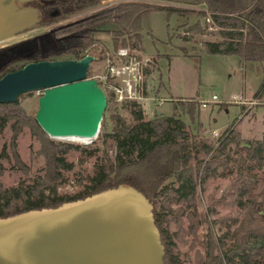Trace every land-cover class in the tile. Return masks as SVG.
I'll list each match as a JSON object with an SVG mask.
<instances>
[{
	"label": "trees",
	"instance_id": "trees-1",
	"mask_svg": "<svg viewBox=\"0 0 264 264\" xmlns=\"http://www.w3.org/2000/svg\"><path fill=\"white\" fill-rule=\"evenodd\" d=\"M176 4L201 5L203 9H190L178 5L157 4L144 1H119L94 14L82 17L55 30L56 35H65L58 47L49 50L42 57L35 54L27 61L38 59L79 58L96 44L106 48L104 36L108 35L110 49L127 47L141 52V24L143 13L162 10L168 13L195 14L210 18L217 28L219 39L202 43L208 53L233 54L240 61L264 63V0H163ZM98 0H68V5H58L56 13L41 18L36 24H44L69 16L74 11L90 7ZM200 30L199 21L188 26ZM11 60L0 67V76L19 68L25 62ZM146 71V70H145ZM105 96V110L108 111L112 93L99 83ZM183 111L191 116L195 101L185 105ZM120 107L127 112L125 119L118 113H108L112 122L110 130L105 129L104 116L99 127V142L86 147L54 142L39 128L32 117H27L17 100L0 103V132L8 127L11 131L7 150L19 168L24 169L16 151V137L26 126L38 142L37 154L43 158L41 173L27 185L5 187L0 182V217H5L29 209L55 207L62 202L82 198L116 185L131 186L141 192L151 204L154 224L163 246L162 264H182L173 253L172 237L190 244L197 240L196 229L199 222L194 209L197 187L204 188L208 179L218 167L224 170L228 159L221 150L226 143L239 144L244 159L252 161L245 172L237 166L229 179L224 193L214 198L209 196L208 210L213 212L214 203H227L236 207L235 225L214 238L210 232L204 241H199L202 252L195 250L194 264H264V178L258 186L253 168L264 167V114L261 132L256 139H242L231 128L230 122L224 133L217 139V147L200 136L189 134L178 115H154L145 118L138 102L125 100ZM113 142V155L106 150V141ZM71 149L85 151L86 156H94L93 171L88 183L73 195L57 194L56 185L62 179L61 171H68L72 165L64 155ZM208 155L196 158L197 153ZM0 156L6 157L4 150ZM21 169V170H22ZM224 172V171H223ZM173 206V207H172ZM172 207V208H171ZM184 220L186 223H184ZM172 223L175 231L167 226ZM227 240V241H225ZM220 248V249H219Z\"/></svg>",
	"mask_w": 264,
	"mask_h": 264
},
{
	"label": "rangeland",
	"instance_id": "rangeland-1",
	"mask_svg": "<svg viewBox=\"0 0 264 264\" xmlns=\"http://www.w3.org/2000/svg\"><path fill=\"white\" fill-rule=\"evenodd\" d=\"M109 1H99L97 5L74 13L63 22L66 23L90 15L99 9L119 2L112 0L107 3ZM125 1H144L178 5L194 10L203 9L201 5L176 4L163 0ZM205 16L203 18L195 14H167L162 10L143 13L140 18L141 52H134L136 59L142 63L141 72L145 75L143 77L147 83L148 106L144 102L140 103L145 118L175 113L184 122L185 129L189 134L200 135L206 143L215 148L218 145L217 139L224 133L227 125L234 121L239 110V115L247 114L249 111L250 115L244 120L246 119L247 123H252L251 133L254 134L257 129L261 130L264 114V63L240 61L233 54L206 52L202 43L206 40L219 39V34L217 28L211 24L210 18ZM195 20L199 21L200 30L188 27ZM45 31L47 29L34 27L25 33L21 31L14 33L0 39V47L14 45L28 36ZM103 36L106 48L110 49L108 35L103 34ZM101 48L100 44L91 47L89 52L96 59L90 61L85 76L96 79L106 91L112 93L110 88L102 83L105 61L104 56L102 57L103 50ZM40 94L41 90H35L22 93L17 97V102L27 117L33 118L36 101ZM211 95L215 96L214 100L211 99ZM112 96L108 111L104 108L102 112L107 131L110 130L112 124L108 119V113L115 111L125 119L128 118L127 112L120 107V101L116 99L113 93ZM253 97L254 99H250ZM201 99L208 100L204 107L199 105ZM238 100H242V102ZM192 101H195V107L189 116L178 103L189 107V103ZM235 129H238L237 125L234 126ZM213 130L218 133L217 136L211 135ZM10 134L11 131L8 127L3 128L0 132V152L4 150L6 154V157L0 156V182L5 187L18 184L27 185L31 183L35 175L41 173L43 166V158L37 154L38 142L26 126H23L17 134L16 151L24 166L22 169L14 163L7 150ZM48 138L54 142L86 147L99 142V133L88 143L66 138ZM106 150L108 156L112 158L114 148L110 139L106 141ZM221 153L228 159L227 167L224 170L218 167L216 173L206 181L203 189L197 187L193 206L190 207V209H194L199 219L196 229L197 240L189 245V237L184 236L187 242L172 237L174 243L171 250L177 254L182 264H194V252L195 250L202 252L200 243L206 239L208 232L216 238L225 231L227 224L229 229L235 225L229 219H237L236 207L227 203L230 201V197L225 196L222 203H214L212 205L213 212H210L208 210L209 196L220 197L224 193L230 177L234 175L237 166H240L245 172L252 161L244 159V152L240 145L233 142L226 143ZM208 155L199 152L196 154V158H206ZM64 157L66 161L71 163L72 167L68 171H61L62 179L57 182L56 193L73 195L88 183V177L93 171L94 156H86L85 151L71 149ZM251 171L256 172L258 186L261 187L264 167L253 168ZM224 217L229 218L223 222L221 218ZM184 223H186L185 220ZM167 228L170 232L176 229L172 223H169Z\"/></svg>",
	"mask_w": 264,
	"mask_h": 264
},
{
	"label": "water",
	"instance_id": "water-1",
	"mask_svg": "<svg viewBox=\"0 0 264 264\" xmlns=\"http://www.w3.org/2000/svg\"><path fill=\"white\" fill-rule=\"evenodd\" d=\"M35 11L0 0V39L33 24ZM93 56L27 61L0 76V103L41 90L33 119L50 138L98 133L106 101L86 71ZM84 142V143H88ZM151 204L116 185L55 207L0 217V264H162Z\"/></svg>",
	"mask_w": 264,
	"mask_h": 264
},
{
	"label": "flooded vegetation",
	"instance_id": "flooded-vegetation-1",
	"mask_svg": "<svg viewBox=\"0 0 264 264\" xmlns=\"http://www.w3.org/2000/svg\"><path fill=\"white\" fill-rule=\"evenodd\" d=\"M99 1L103 2V1H107V0H98V2ZM111 1L112 0H110L107 3H110ZM116 1H121V0H116ZM98 2L96 4L90 6V7H86V8L74 11L69 16L67 15L66 17H63L59 20L44 23V24H36V22L38 20H41V18H45V17H47V15L48 16L54 15L56 13V8L58 5H63V4L68 5V0H14V5H15L16 9L30 8V9L35 11V20H34L33 24L26 27V28H23L22 30H20L22 33H25L26 31H28L34 27L44 28V29H47V31L41 32V33H38V34H35L32 36H28V37L24 38L23 40H21L20 42L14 44V45L7 46V47H4V46L0 47V67H2L3 65H5L7 62H9L11 60H18L17 62H21V61L25 62L26 58H29L35 54H39V56L42 57L49 50L57 48L59 43L61 42V40L65 39L66 37H65V35H56L55 30L58 28H61L62 26L67 25L68 23L76 21L77 19H75L73 21H68L66 23H64L63 21L66 20L68 17H70L74 13H77L79 11H82V10H85V9H88V8H91L95 5H97ZM99 10H101V9H99ZM96 12L97 11H95L94 13H96ZM94 13H92V14H94ZM86 16H88V15H86ZM78 19H80V18H78ZM56 24H59V25L55 26ZM90 49H89V51H90ZM102 50H103V53H102V57H103L104 53L106 51H112L114 49L104 48ZM86 53L92 55L93 60L96 59L92 53L85 52L84 54H86ZM58 59H77V58H58ZM38 60H48V59H42L41 58ZM53 60H56V59H53ZM97 83H99V82L97 81Z\"/></svg>",
	"mask_w": 264,
	"mask_h": 264
},
{
	"label": "built area",
	"instance_id": "built-area-1",
	"mask_svg": "<svg viewBox=\"0 0 264 264\" xmlns=\"http://www.w3.org/2000/svg\"><path fill=\"white\" fill-rule=\"evenodd\" d=\"M124 1V0H121ZM104 74L102 83L110 88L116 99L121 101L133 100L148 106L149 96L146 94L147 83L141 72L142 63L136 59L134 50L127 47H117L104 53ZM214 100L215 96L211 95ZM139 100V101H138ZM242 102V100H238ZM208 100H199L204 107ZM217 136L216 131H212Z\"/></svg>",
	"mask_w": 264,
	"mask_h": 264
},
{
	"label": "crops",
	"instance_id": "crops-1",
	"mask_svg": "<svg viewBox=\"0 0 264 264\" xmlns=\"http://www.w3.org/2000/svg\"><path fill=\"white\" fill-rule=\"evenodd\" d=\"M250 99H254V97L250 98ZM240 108H241V105H240ZM239 112H240V110H239ZM239 112L237 114V117L232 122L231 128L234 129V126L237 125L238 129L237 130L235 129V130L239 133V135H240V137L242 139L252 140V139L258 138L259 135H260L261 130L257 129L254 134L251 133L252 132V128H251L252 127V123H247V121H246L247 116L250 115L249 111L248 112L246 111L247 114L243 113V115L242 114L239 115ZM244 118H246V119L244 120ZM213 131H215V130H213ZM211 135L213 136L212 132H211Z\"/></svg>",
	"mask_w": 264,
	"mask_h": 264
},
{
	"label": "bare ground",
	"instance_id": "bare-ground-1",
	"mask_svg": "<svg viewBox=\"0 0 264 264\" xmlns=\"http://www.w3.org/2000/svg\"><path fill=\"white\" fill-rule=\"evenodd\" d=\"M63 138L71 139V140L83 142V143L88 142V138H84V137H63Z\"/></svg>",
	"mask_w": 264,
	"mask_h": 264
}]
</instances>
